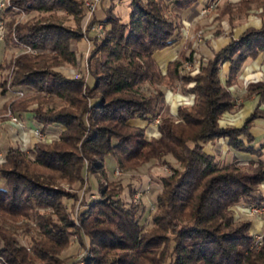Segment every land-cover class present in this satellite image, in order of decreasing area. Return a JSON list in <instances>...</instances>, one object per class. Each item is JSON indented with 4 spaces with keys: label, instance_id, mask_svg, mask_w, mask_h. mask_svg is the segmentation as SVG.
Here are the masks:
<instances>
[{
    "label": "trees",
    "instance_id": "trees-1",
    "mask_svg": "<svg viewBox=\"0 0 264 264\" xmlns=\"http://www.w3.org/2000/svg\"><path fill=\"white\" fill-rule=\"evenodd\" d=\"M195 1L129 0L126 21L107 14L103 23L108 27L98 42H92L87 57L91 78L87 84L53 69L60 62H74L69 41L81 38L82 0H9L6 12L12 7L49 14L63 11L72 16L75 26L66 27L51 15L13 27V22L8 24V36L41 50L14 58L11 85L32 92L33 121L42 130L58 128L60 133L51 144H34L27 152L12 146L5 149L0 164L4 183L0 186V256L7 264H59V253L76 234L80 245L81 235L87 238L83 264H264V229L258 246L249 233L250 221L236 219L232 212L238 204H264L262 147L252 145L249 133L253 120L263 115L254 110L238 128L218 124L231 109L228 87L242 63L264 52V21L231 38L194 75L179 72L186 58L183 52L162 73L153 53L172 43L181 25L178 12ZM248 1L243 0V8ZM257 2L264 12V0ZM222 62H228L223 82L219 79ZM178 80L181 89L194 81L188 89L192 104L179 105L175 119L160 118L158 138L146 140L144 129L158 116L160 86ZM145 85L152 86L148 94ZM245 87L248 95L264 97V82L251 81ZM0 88L4 90L3 82ZM220 138L232 150L250 155V160L244 165L233 161L218 166L203 147ZM108 156L122 169L165 156L179 165L160 180L151 230H143L135 209L99 184ZM88 174L96 177L100 198L77 213L78 228L63 208L69 194L56 184H81ZM38 210L49 212L41 215ZM17 218H27L34 225L35 236L28 240L31 254L12 237L9 226Z\"/></svg>",
    "mask_w": 264,
    "mask_h": 264
},
{
    "label": "rangeland",
    "instance_id": "rangeland-1",
    "mask_svg": "<svg viewBox=\"0 0 264 264\" xmlns=\"http://www.w3.org/2000/svg\"><path fill=\"white\" fill-rule=\"evenodd\" d=\"M1 1L3 5L0 7V19L3 24V30L2 37L0 38V82L4 83V90L1 91L0 88V126H2L0 127V138H3L4 144L17 147L27 152L34 144L49 145L56 141L60 129L42 130L41 125L33 121L31 110L35 107V103L31 101L32 92L22 87L11 85L14 58L22 53L34 55L41 50L22 43L13 34L8 36V24L13 22V27L15 24L30 23L35 19L48 17L49 15L55 17L57 21L66 27L74 28L75 22L70 14L63 11H54L49 14L36 11L24 12L17 7H12L9 12H6L3 9L5 6H9L10 2L9 0ZM128 1L100 0L96 4L93 13L87 18L84 11L83 16L78 21L81 38L69 41V49L74 53V62H60L53 66V69L70 78H82L89 84L91 78L88 71L87 57L92 48V42H98L103 36L104 29L108 27V24L103 23L107 14L118 16L123 21L127 20ZM242 3L243 0H202L198 13L202 17V23H199L197 27L191 28H189V25L185 21L181 23L178 30L187 39L190 47L188 46L189 48H186L189 54L194 57V60L191 64L188 61H184V59L181 63L183 70H180V73L194 75L198 72L200 66L206 64L207 59L198 55V47L202 46L206 38L214 37L219 33L229 35L230 33L232 34L233 28L239 31L244 25H260L264 21V12L257 0H249L245 8L241 5ZM180 84L181 80H178L174 85L160 86L163 95L158 100V116L154 118L148 127L153 126L156 128L159 119L163 115L171 119L176 118L175 112L177 107L179 105H185V102H187L182 92L185 91V88L186 91H189L188 89L193 86L194 81H188L184 89H181ZM144 91L148 94L149 91H152V86L145 85ZM165 95L170 97V99L167 105L165 104L163 106L162 102ZM20 102H22L21 107L17 108L16 106ZM233 102L236 104L235 101ZM26 115H29L34 123L29 128L25 125L24 116ZM11 117L15 119V122L11 121ZM155 120H157V123H155ZM35 128L40 129V134H49L46 136L43 135V137H35L31 134V130ZM158 136V132L157 134L154 133V135L149 136L144 131V138L146 140L156 139ZM5 149L3 147L0 148V164L4 160ZM216 163L218 166L224 164L223 161ZM237 164L244 165L245 163ZM173 169H179V165L170 156H165L159 160H150L135 169L118 168L115 165L114 158L108 156L104 159V177L103 180H100L99 184L106 190L107 194L117 195L118 197L116 199L119 198L118 200H121L122 203L124 202L126 206L135 209L136 217H138L139 223L143 225V230L149 231L153 228L151 219L156 213L155 197L161 193L160 180L161 178L170 176ZM96 180L95 176L88 174L85 181L81 184H68L65 182H57L56 184L58 188L69 194L67 199H63V208L74 219L77 227L79 226L76 220L77 213L88 202L100 198L96 192ZM0 186H4L1 179ZM38 212L41 215H47L49 211L38 210ZM234 217L240 220H249V217L245 214L244 216ZM52 219L55 220V217L53 216ZM260 220L264 221V216ZM9 228L13 232L12 237L16 241V245L24 247L26 252L31 254L28 248V240L30 235L35 236L34 225L31 221L27 218H17L15 221H12ZM81 236L82 245H80L79 235L76 234L69 238L66 248L57 257L59 264H83L82 257L85 255L87 249V238L83 234ZM0 258V264H7L3 257L0 256Z\"/></svg>",
    "mask_w": 264,
    "mask_h": 264
},
{
    "label": "crops",
    "instance_id": "crops-1",
    "mask_svg": "<svg viewBox=\"0 0 264 264\" xmlns=\"http://www.w3.org/2000/svg\"><path fill=\"white\" fill-rule=\"evenodd\" d=\"M201 4L202 0H196L186 10L178 12L181 17V23L185 21L187 25H189V28L197 27L199 23H202V17L198 14ZM250 26L255 28L259 27V25H244L243 28H241L239 31H236V29L233 28L232 34L230 33L228 35L226 33H219L214 37L208 39L206 38L205 42H203V44H205H202V46L198 47V55H200L202 58L208 59L213 52L222 48L231 38L237 37L246 27ZM173 35L174 37H172V43L170 45L160 50H156L153 53V58L158 64V67L160 68L162 73L165 72L167 63L178 57L180 52H183L186 56V58H184L185 60L183 59L184 61H188L192 64L194 60V57L189 54L188 49L186 48L188 46L190 47L187 39L182 36L179 30L175 31ZM227 67L228 62H222L220 65L219 79L221 82L224 81ZM180 70H183V66L180 67ZM180 74L185 75V73ZM251 81L264 82V52H260L254 57H249L242 63L241 68L236 76L235 82L228 87L230 95L232 96V101H235L236 104L232 102L231 109L221 115L220 119L218 120V124L220 127L238 128L254 110L259 111L263 116L253 120L252 125L249 128V133L253 139L252 145H260L262 147V159H264V97H260L257 94H247L245 85L246 83ZM187 92L189 91H186L185 88V91H183L182 94H184L185 96ZM168 94H170V92H168ZM169 99L170 97H167L166 95L164 96L162 102L163 106L165 104L167 105ZM24 117L25 125L27 126V128L31 127V125H33L34 123L31 120L30 116L26 115ZM144 131L146 135L148 134L149 136L154 135V133L157 134L156 128L153 126H146ZM6 146L8 147L7 144H4V140L2 138L0 140V148L3 147L5 149ZM203 152L206 155L211 156L216 162L223 161V165L233 161L237 163H246L251 158L250 155L246 153L236 152L232 150L228 146L227 140L223 138L217 139L214 142L206 143L203 147ZM260 189L264 191V182L260 185ZM243 206L244 204H238L232 208L234 216H244ZM249 221L250 234L257 233L262 230L264 221H261L259 219H249Z\"/></svg>",
    "mask_w": 264,
    "mask_h": 264
},
{
    "label": "built area",
    "instance_id": "built-area-1",
    "mask_svg": "<svg viewBox=\"0 0 264 264\" xmlns=\"http://www.w3.org/2000/svg\"><path fill=\"white\" fill-rule=\"evenodd\" d=\"M100 0H84L83 1V6H84V10H85V15L86 18L89 17L94 9L96 4L99 2ZM3 5L2 1L0 2V7ZM2 30H3V24L2 21L0 19V38L2 37ZM184 99H187V102H185V105H190L192 102V95L190 94V92H187V94L184 96ZM11 121L15 122V119L13 117H11ZM155 123H157V120H155ZM31 134L35 137H43L48 135L47 133L45 134H40V129L39 128H35L33 130H31ZM243 210H244V214L249 217V219H259L264 216V204L260 205V206H256V205H249V204H244L243 206ZM264 227H262V230L260 232L257 233H252L251 236L255 242L256 245H260L261 243V235L263 232ZM1 261V258H0Z\"/></svg>",
    "mask_w": 264,
    "mask_h": 264
}]
</instances>
